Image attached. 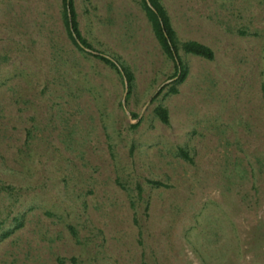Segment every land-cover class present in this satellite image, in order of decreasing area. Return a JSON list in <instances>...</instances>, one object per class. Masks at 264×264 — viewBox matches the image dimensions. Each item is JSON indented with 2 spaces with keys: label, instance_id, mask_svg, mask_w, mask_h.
<instances>
[{
  "label": "rangeland",
  "instance_id": "374dc122",
  "mask_svg": "<svg viewBox=\"0 0 264 264\" xmlns=\"http://www.w3.org/2000/svg\"><path fill=\"white\" fill-rule=\"evenodd\" d=\"M139 1L75 0L81 51L62 0H0V264H264V0H160L215 58L158 97Z\"/></svg>",
  "mask_w": 264,
  "mask_h": 264
},
{
  "label": "trees",
  "instance_id": "16d2710c",
  "mask_svg": "<svg viewBox=\"0 0 264 264\" xmlns=\"http://www.w3.org/2000/svg\"><path fill=\"white\" fill-rule=\"evenodd\" d=\"M140 6L151 26L153 34L157 39L159 45L161 46L163 52L173 61L174 63V72L169 76L170 79L175 78V81L165 86L168 88L167 93H177L178 92V83L185 80L187 75V69L185 63L180 55V50H183L186 54H191L205 58L207 60H213L215 58L214 50L197 40H186L179 41L176 29L172 23L171 17L160 0H140ZM63 3V18L64 23L67 29V32L73 41V43L81 51H86L88 49H93L92 44L88 39L83 35L79 21L78 13L75 6V0H62ZM100 60L104 61L112 69H114L122 79L128 81V94L126 100L129 101L133 93V83H134V74L126 66H124L118 57L108 56L103 53L95 55ZM159 90L157 97L165 89ZM155 115L165 124L170 123L169 110L164 105H157L153 109ZM133 118H138L139 115L135 112L131 114ZM141 122L136 124H131L132 128H136L140 125ZM181 155L186 159L190 160L189 155L185 150H181ZM154 184L158 182L151 181ZM19 219V218H17ZM72 233L76 235L74 227L71 226Z\"/></svg>",
  "mask_w": 264,
  "mask_h": 264
},
{
  "label": "water",
  "instance_id": "95a60500",
  "mask_svg": "<svg viewBox=\"0 0 264 264\" xmlns=\"http://www.w3.org/2000/svg\"><path fill=\"white\" fill-rule=\"evenodd\" d=\"M149 1V0H148ZM173 80H175V78H173V79H171V80H169V81H167V82H165L161 87H160V89L165 85V84H167L168 82H171V81H173ZM128 81L126 80V92H125V97H124V100H123V106H124V108H126V97H127V94H128ZM159 89V90H160ZM158 90V91H159ZM158 91H157V93H158ZM129 116H130V119L132 120V122H134L135 123V121H133V117H132V115L129 113ZM138 121V120H137Z\"/></svg>",
  "mask_w": 264,
  "mask_h": 264
}]
</instances>
